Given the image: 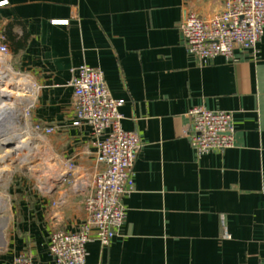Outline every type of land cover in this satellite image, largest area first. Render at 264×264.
<instances>
[{"label":"crops","instance_id":"obj_1","mask_svg":"<svg viewBox=\"0 0 264 264\" xmlns=\"http://www.w3.org/2000/svg\"><path fill=\"white\" fill-rule=\"evenodd\" d=\"M223 1L0 0V44L8 48L0 104L6 81L22 78L31 85L17 84L23 114L54 128L40 137L51 167L32 187L14 173L4 179L8 167H0V264L21 252L49 264L50 234L86 218L97 139L71 124L67 85L83 63L102 71L122 100L123 129L142 143L133 189L122 198L124 222L108 245L86 243L85 264H263L264 33L254 55L235 49L232 60L201 63L178 27L186 13L209 17ZM194 106L232 113V147L195 156L181 133Z\"/></svg>","mask_w":264,"mask_h":264},{"label":"built area","instance_id":"obj_2","mask_svg":"<svg viewBox=\"0 0 264 264\" xmlns=\"http://www.w3.org/2000/svg\"><path fill=\"white\" fill-rule=\"evenodd\" d=\"M178 27L187 53L201 63L218 55L232 60L235 49L254 55L264 33V0H224L220 12L209 17L188 12ZM7 53V46L0 44V60ZM67 85L73 91L71 124L89 127L96 137L95 161L99 168L83 200L85 220L73 231L50 234L49 264H85L88 241L94 238L105 246L117 234L125 217L122 198L133 189L132 167L142 145L138 133L123 129L119 111L122 100L112 97L100 69L83 63L73 70ZM186 115L191 123L181 133L196 157L234 145L231 112L194 106ZM30 128L39 137L54 130L39 124H30ZM73 167L72 162L67 163V170ZM14 264L34 262L27 252H21Z\"/></svg>","mask_w":264,"mask_h":264},{"label":"rangeland","instance_id":"obj_3","mask_svg":"<svg viewBox=\"0 0 264 264\" xmlns=\"http://www.w3.org/2000/svg\"><path fill=\"white\" fill-rule=\"evenodd\" d=\"M14 80H11L10 84H5V87H8L9 89L15 90V91H21L18 89L17 85V78H12ZM6 103H12L15 110L22 112L21 115L16 116L15 122L18 128L24 129L25 126V115L23 114L22 105L17 103V101H12V99H4ZM29 120V117H28ZM30 128V127H29ZM30 134L23 133L25 139L29 142H32V144L36 145L38 148L35 151V156L32 161H22L23 157L27 153V150L22 149L21 151L18 150L17 152L13 149V146L5 147L0 144V167L1 166H7V175H4L3 178L7 179L8 175L14 173L16 177L20 179H25V182L29 183V187H32L34 185V182H36L37 179L42 177L45 174V171L48 169L46 168L47 164H51V161L48 156L47 149L43 145L42 138H40L37 134H35L31 128L29 130ZM14 144H16L15 140ZM40 147V149H39ZM46 151L47 158L46 160H43V153ZM17 153V154H16ZM46 162V163H45ZM4 182H2L3 184ZM4 189V185L0 186V189ZM1 189V190H2ZM6 192V191H5ZM1 194V192H0Z\"/></svg>","mask_w":264,"mask_h":264},{"label":"bare ground","instance_id":"obj_4","mask_svg":"<svg viewBox=\"0 0 264 264\" xmlns=\"http://www.w3.org/2000/svg\"><path fill=\"white\" fill-rule=\"evenodd\" d=\"M3 77V76H2ZM9 77V76H8ZM14 80V79H11ZM11 80H4L2 82H7V83H11ZM29 82H27L26 80H23L22 78L18 79L17 84L22 86H27L30 87L31 89V85L28 84ZM1 91L10 99H12V101H21L22 100V95L19 91H15L12 89H9L8 87H3L1 89ZM5 113V117H0V141L4 142L6 140H15L16 145H15V151L17 152L18 150H22L25 149L27 150V153L25 154V156L23 157L22 161H32V159H34L35 156V151L38 148L36 145L32 144V142H29L25 139L23 133L25 134H30L29 130H30V124H29V120H28V116L25 113V126L24 129H20L17 127L15 119L16 116L18 115L17 110H15V108L13 107L12 103H6L5 101L2 102L0 104V114L1 113ZM2 116V115H0ZM40 149V147H39ZM22 152V151H21ZM17 154V153H16ZM47 158V153L46 151H44L43 153V160H46ZM46 163V162H45ZM50 164L48 166H46V168H50ZM48 170V169H47ZM53 179V178H51ZM2 195H0V203L5 204V200L2 199L1 197ZM7 203V202H6ZM1 207V206H0Z\"/></svg>","mask_w":264,"mask_h":264},{"label":"water","instance_id":"obj_5","mask_svg":"<svg viewBox=\"0 0 264 264\" xmlns=\"http://www.w3.org/2000/svg\"><path fill=\"white\" fill-rule=\"evenodd\" d=\"M2 97L5 99H9L4 93H2ZM0 144L1 145H3V146H5V147H9V146H13V149L15 150V145L16 144H14V141L12 140V139H10V140H6V141H4V142H2V141H0Z\"/></svg>","mask_w":264,"mask_h":264}]
</instances>
